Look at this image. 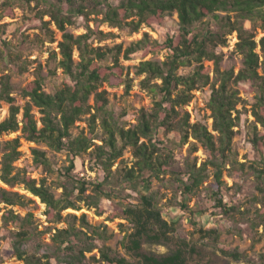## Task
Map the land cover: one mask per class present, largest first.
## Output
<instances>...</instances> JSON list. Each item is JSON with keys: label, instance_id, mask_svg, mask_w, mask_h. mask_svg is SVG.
Returning a JSON list of instances; mask_svg holds the SVG:
<instances>
[{"label": "trees", "instance_id": "trees-1", "mask_svg": "<svg viewBox=\"0 0 264 264\" xmlns=\"http://www.w3.org/2000/svg\"><path fill=\"white\" fill-rule=\"evenodd\" d=\"M2 7L5 13L0 15V19L5 14L14 17L12 11L16 7L38 10L37 18L42 22L41 29L45 32L46 40L52 43L55 42V32L50 26H56L62 33L59 67L73 82L72 85L61 86L54 93H47L44 83L46 80L38 71L35 80L22 89L23 96L29 101L23 108L22 120L18 122L22 109L14 103L12 76L5 74L0 79V109L2 102L10 104L9 116L0 122V134L22 129L28 141L45 143L54 151L67 150L72 158L66 173L57 184L63 190L57 198L47 179L37 181L24 173L15 172L14 164L22 156L19 139L9 141L4 146L0 175L2 182L12 188L18 184L24 185L26 190L46 205L45 215L49 224L56 226L65 222L67 225L60 229L47 226L45 231H39L33 213L29 212L22 217L13 209H6L9 206L27 207L30 201L24 195L0 189V204L7 206L2 216L3 227L8 228L13 224L17 228L10 235L17 259L22 264H50L51 257L56 259L57 264H186L187 252L193 253L195 249L189 250V245L184 242L163 256L141 252V242L144 239L151 244H160L177 231L178 222H168L164 217L159 192H149L154 180L163 181L166 175L172 174L173 179L168 181L174 189L175 201H169L170 208L178 206L186 211L194 232L201 234L203 239L209 238L212 246L223 256L235 261L246 260L247 255L221 244L220 231L204 229L197 216H204L207 212L201 208H190L187 200L189 196L197 195L212 176L215 187L210 185L206 190L213 208L229 219H233L239 212L236 206H229L225 199L226 183L223 176L225 171L233 176V172L245 170V163L238 161V154L234 149L235 128L240 123L238 106L242 102L236 87L241 83L256 85V102L252 108L255 121L250 135L253 148L263 154L262 168L254 169L258 185L261 186L258 190L262 195L257 199L261 208L251 226L255 231L264 227V36L259 42L256 41L257 30L264 32V0H118L117 4L113 0H6ZM174 13L179 18L178 33L168 35L164 42L152 40L148 33L144 34L142 40L127 48L121 44L113 47L95 46L92 42L93 39L102 42L114 38L113 33L100 30L102 24L137 33L144 25H162L166 17ZM46 16L50 18L49 21H44ZM81 18L85 20L87 32L75 36L68 28L77 26ZM91 21H95L94 28L89 25ZM248 21L251 23L250 28L245 25ZM213 24L216 25L215 28L212 27ZM233 33H237L236 52L242 55L244 65L238 74L234 70H221L224 54L218 51L219 47L228 45V37ZM0 45L7 52L5 54L0 49L4 62H11L12 56H18L13 46L1 37ZM258 47L261 54L257 52ZM162 49L171 52L166 61L160 63L145 60L137 67L138 75L144 76L142 88L153 97V108L151 111L140 109L137 125L126 128V124L109 109L108 92L102 90L103 84L125 85L126 92H130L133 79L121 64V57L130 60L136 53L148 55ZM75 51L79 54L78 61L74 59ZM56 58L57 54L53 52L52 60ZM205 61L213 62V71L210 67H205ZM28 62L20 67L23 72L27 70ZM193 64H196V68L189 75L179 73L182 67ZM52 72L55 73V70ZM212 72L213 81L210 77ZM157 80L160 83L153 82ZM207 86L211 88L208 108L213 119L214 133L206 124L192 123L191 115L185 108L194 100V91ZM92 96L94 105L89 103ZM33 105L42 115L40 127L33 113ZM84 116L89 117L88 135L83 132L74 135L76 122L81 121ZM99 125L104 137H99L96 133ZM161 129L168 133L178 132L181 135V147L189 144V156L198 150L196 143H200L208 152V158L200 167L196 165L197 157L191 162L187 160V180L179 172L175 173L170 169L171 153L160 147L159 142H154ZM100 138L103 144H94L93 140ZM92 146L95 147L89 153ZM127 150H131L134 158L131 167L124 165L123 161ZM88 153L101 165L103 180H88L75 175L77 167L74 160ZM34 158L35 162L50 166L45 152L34 150ZM119 161L120 166L113 172L114 165ZM125 186L138 192L136 204L129 203V198L121 195L120 188ZM114 197L119 199L117 203L120 211L111 219L126 220L131 231L125 236V241L128 239L129 243L123 241L129 258L103 246L100 249V259H88L86 254L98 249L96 239H108L106 232L91 225L86 215L77 217L70 214L65 217L63 212L67 209L79 210L80 203H84L101 215L105 211L100 202L103 198ZM52 230L55 231L51 238L53 245L46 247L40 241V236ZM43 248L48 253L39 255V250ZM135 258H140V261L136 262ZM260 261L264 262V253L260 254Z\"/></svg>", "mask_w": 264, "mask_h": 264}, {"label": "rangeland", "instance_id": "rangeland-1", "mask_svg": "<svg viewBox=\"0 0 264 264\" xmlns=\"http://www.w3.org/2000/svg\"><path fill=\"white\" fill-rule=\"evenodd\" d=\"M6 0H0V15L4 14L3 5ZM114 4L118 3V0H113ZM32 7H35L34 3H31ZM14 17L7 16L0 19V37L6 41L9 45L13 46L18 56H12L11 62H4V59L0 52V79L2 75L10 74L12 76L11 82L15 88L13 93L14 103L21 107V113L18 115V122L22 120L23 108L29 101L28 98L22 94V89L25 88L29 82L35 80L38 71L45 78V91L47 93H54L58 88L63 87L65 84L72 85L71 79L64 73L63 69L59 67V61L61 60L59 43L62 40V33L56 29V26L52 24L50 29L55 32V42L46 40L45 32L41 29V21L37 18L38 10H23L16 7L12 11ZM223 16L226 13H221ZM50 18L46 16L44 21H49ZM257 22L261 23L260 20ZM91 28L95 27V21L89 22ZM246 27L250 28L251 23L246 22ZM179 18L176 13L168 15L162 25H154L148 27L144 25L139 32L129 33L126 30H120L113 28L108 24H102L100 30L105 33H113L114 38L107 39L100 42L97 39H93L92 42L95 46H109L113 47L116 44L123 45L124 48L130 46V44L142 40L145 33H148L152 40L164 42L168 35H175L179 30ZM215 24L212 27L215 28ZM68 31L73 33L75 36L84 34L87 32L85 26V20L79 19L78 25L75 27H69ZM264 36V32L261 29L257 30L256 41L259 42ZM228 45L219 47L218 51L223 52L224 59L221 63L222 71L234 70L235 74H238L244 67L243 57L236 52V43L238 42L237 33H233L228 37ZM44 41V42H43ZM0 49L6 54V49L3 45H0ZM57 54V58L52 60V53ZM257 52L261 54L260 47L257 48ZM171 52L168 49H162L155 53L145 55L143 52L136 53L130 60H125L121 57V64L125 66L126 72L133 79V87L130 92H126L125 85L110 86L103 84L102 90L108 92L109 109L116 118H119L123 124H126V128L135 127L139 117L140 109H146L151 111L154 105V100L151 94H149L141 86V81L144 76L138 75L137 67L145 60H152L157 62H164L168 59ZM17 58V59H16ZM75 61L79 60L78 51L74 53ZM29 61L27 70L23 72L21 66ZM205 67H210L213 71L214 64L210 61L204 62ZM41 68V69H40ZM196 68V64L191 66L182 67L179 73L181 75H189ZM55 70V73L52 72ZM262 73V71L260 70ZM211 80L214 79V73L210 74ZM160 83V81H153ZM236 89L239 90L240 97L242 98L241 104L238 109L240 111V123L236 127V137L234 139V149L238 154V161L245 163V170L242 172H233L234 175L230 176L227 171L224 172L223 181L226 183L224 188V196L229 206H236L239 209L233 219L219 214L217 209L213 208V202L209 198V194L206 190L207 186L215 187L213 177L210 176L208 181L205 183L202 190L194 196H189L187 204L190 208L204 209L207 213L204 216L198 215L197 218L203 223L205 230H218L221 232V244L225 245L232 251H238L239 253L247 255L246 260L235 261L231 258L223 256L217 249L212 246L209 238H202L201 234L194 232V228L191 224L189 214L186 211L181 210L178 206H172L170 208L169 201L172 203L175 201L174 189L170 186L168 180L173 179L172 174H168L165 180L159 181L154 180L152 186L149 189L150 193L159 192L160 206L164 209V217L168 222L176 221L177 231L174 234L168 236L167 241H163L160 244L148 243L146 239L143 240L141 252L144 254L163 256L171 251L177 249L181 243L189 245L190 249H195V252L188 254V264H264L260 261V254L264 253V227L261 226L257 231L252 229L251 223L255 221L256 214L261 208L257 203V199L261 197V193L258 190V180L254 174L255 168H262L263 154L258 153L251 143V129L255 118L252 113L253 104L256 102V85H250L249 83H241ZM194 100L187 105L185 108L191 115V122H201L209 127V130L213 132V119L211 117V111L208 108V101L211 95L210 86L200 88L194 91ZM90 105H94V96L89 101ZM33 113L38 126H41L40 119L42 117L39 109L33 105ZM10 112V104L2 102L0 109V122L4 121ZM88 116H84L81 121L76 122V128L73 130L74 135H79L83 132L88 135L89 123ZM22 123H20L21 126ZM99 124V121H98ZM260 130L262 127L258 126ZM102 128L99 125L96 133L99 137H104ZM214 133V132H213ZM14 139L20 140V148L22 156L18 161L15 162V172L24 173L37 181L41 179H47V183L51 186L52 191L56 197H60L62 194V188H58L57 184L62 179V175L66 173V168L70 166L72 158L69 156L67 150L54 151L50 149L45 143H35L28 141L23 133L22 129L16 132H6L0 134V175H1V160L4 154V146L7 142ZM94 144L102 145V139L93 140ZM154 142H159V146L164 148L166 152L171 153L172 160H170V169L181 175L184 180H187L186 162L193 160L197 157L200 167L207 158L208 152L203 148L200 143H196L198 150L189 156L188 148L189 144L181 147V135L178 132H165L164 129L159 130L155 136ZM193 142V139H191ZM95 146H92L88 150L90 153ZM34 150H39L46 153L48 163L50 166L39 164L35 162ZM86 154L81 158L74 160L76 165L75 175L85 177L88 180H94L98 178L100 181L104 178V172L100 164H98L95 158H92L90 154ZM163 154H165L163 152ZM124 165L132 166L134 158L131 150H127L123 157ZM120 166V161L116 162L113 167V172ZM230 168V166H228ZM210 171V170H209ZM211 175V172H209ZM167 179V180H166ZM0 189H5L10 192H16L24 195L29 202L27 207L21 206H9L0 204L2 212H0V264H22L14 253L11 246V232L17 228L10 224L8 228L3 227L2 216L6 209H13L17 214L24 217L27 213L31 212L34 214L35 221L39 225V231H45L47 226L54 227L55 225L47 222L46 205L43 204L40 198L31 194L26 190L25 186L18 184L15 187H9L0 178ZM121 195L129 198V203L136 204L138 202V192L132 187L125 186L120 188ZM119 199L103 198L101 205L104 209V213L98 215L96 209L87 207L84 203H80V209H67L63 212V216L70 214L81 217L86 215L87 220L91 225L97 227L106 232L108 239L103 241L97 238L96 243L98 249H95L91 253H87L88 259L91 257L101 258L100 249L103 246L111 248L116 253L129 258L127 251L124 249L123 241L125 236L131 232L129 230V223L121 218L111 219L112 216L116 215L120 210L118 206ZM173 205V204H171ZM79 225V222L77 223ZM179 225V226H178ZM66 223L62 222L57 224V228H66ZM236 231H239L237 233ZM55 231L41 234L40 241L47 246H52V234ZM126 239V243L129 242ZM48 253L45 248L39 250V255ZM134 258V257H133ZM136 262L140 260L135 258ZM46 261V260H43ZM50 264H57L55 258L51 257L49 260ZM92 264H106L105 262Z\"/></svg>", "mask_w": 264, "mask_h": 264}, {"label": "flooded vegetation", "instance_id": "flooded-vegetation-1", "mask_svg": "<svg viewBox=\"0 0 264 264\" xmlns=\"http://www.w3.org/2000/svg\"><path fill=\"white\" fill-rule=\"evenodd\" d=\"M189 250H191L190 248H189ZM190 252H187V254H186V264H188V254H189ZM147 255H149V254H147ZM139 260H140V258H138Z\"/></svg>", "mask_w": 264, "mask_h": 264}]
</instances>
